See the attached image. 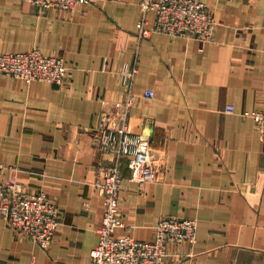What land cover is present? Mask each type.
I'll list each match as a JSON object with an SVG mask.
<instances>
[{"label": "crops", "instance_id": "0c3cea01", "mask_svg": "<svg viewBox=\"0 0 264 264\" xmlns=\"http://www.w3.org/2000/svg\"><path fill=\"white\" fill-rule=\"evenodd\" d=\"M204 1L217 23L201 42L161 31L139 39V0L69 9L0 0V53L38 47L69 67L63 85L0 71V179L44 189L60 211L48 247L0 216V264H93L104 212L93 180L112 161L97 139L105 118L127 109L121 72L135 60L128 121L158 171L130 179L122 158L115 234L150 240L160 217H196V241L168 243L163 264H264V141L242 114L264 107V0Z\"/></svg>", "mask_w": 264, "mask_h": 264}, {"label": "built area", "instance_id": "2783aa9c", "mask_svg": "<svg viewBox=\"0 0 264 264\" xmlns=\"http://www.w3.org/2000/svg\"><path fill=\"white\" fill-rule=\"evenodd\" d=\"M39 9L73 8L94 0H29ZM141 17L137 22L139 39L153 31L175 36L195 37L201 42L209 40L216 26L213 11L204 0H139ZM154 12L153 23L149 13ZM135 60L127 63L121 72L126 90L127 109L119 119L105 118L107 126L98 136L101 149L111 154L112 161L100 164L93 184L103 195L104 212L99 229L98 244L91 251L93 264H163L170 242H190L197 239L198 219L191 216L165 215L155 224V235L150 240H140L132 234L116 235L122 225L119 191L123 185L122 158H130V179L150 181L157 177L158 159L147 137L134 133L128 121V108L133 102V84L138 72ZM0 71L26 81L44 80L63 85L69 67L62 56L44 53L34 47L28 51L0 53ZM144 95L153 97L155 92L146 89ZM232 112L234 105H226ZM251 116L260 138L264 141V107L242 110ZM0 169L2 165L0 164ZM0 216L22 236L29 237L43 247H48L60 223V211L48 193L41 189L28 191L21 182L0 179Z\"/></svg>", "mask_w": 264, "mask_h": 264}]
</instances>
